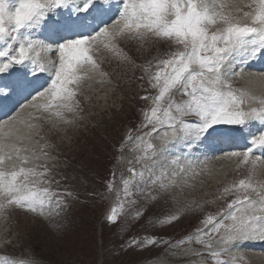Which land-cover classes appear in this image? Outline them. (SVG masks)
Returning a JSON list of instances; mask_svg holds the SVG:
<instances>
[{
    "label": "snow or ice",
    "instance_id": "6c2138e0",
    "mask_svg": "<svg viewBox=\"0 0 264 264\" xmlns=\"http://www.w3.org/2000/svg\"><path fill=\"white\" fill-rule=\"evenodd\" d=\"M124 41L137 44L138 51L159 42L173 50L138 65L121 47ZM257 57H264V0H0V102L19 105L0 119V246L22 243L10 223L15 210L44 218L53 232L61 230L57 218L68 209V198L78 195L60 190L56 177L67 176L54 169L71 162L52 154L56 144L49 137L56 135L71 146L69 130L88 126L78 98L91 100L86 89L103 93L97 97L105 102L102 110L120 111L116 99L108 100L121 83L103 67L115 61L133 71L142 69L138 79L147 77L156 94L140 97L150 106L140 110V123L125 132L116 149L117 163L125 161V150L134 155L127 160L129 174L121 173L120 187L115 168L105 184L116 193L106 214L110 223L121 215L138 222L151 204L167 196L180 204L174 189L179 195L195 193L218 175L208 166L210 158L245 169L240 178L217 188L215 199L185 196L174 211L146 220L153 228H164L189 211L232 197L218 212H205L192 232L179 239L145 233L122 247L163 248L147 264H169V258L186 264H238L244 257L234 249L264 241V92L232 83L247 78L249 85L264 86V72H245ZM118 75L130 83L123 80L127 68ZM224 125L254 128L250 146L191 158L199 146L220 142ZM257 150L261 155H255ZM26 251L20 258L0 256V264H43Z\"/></svg>",
    "mask_w": 264,
    "mask_h": 264
},
{
    "label": "rangeland",
    "instance_id": "374dc122",
    "mask_svg": "<svg viewBox=\"0 0 264 264\" xmlns=\"http://www.w3.org/2000/svg\"><path fill=\"white\" fill-rule=\"evenodd\" d=\"M243 2L248 4L251 0H243ZM248 10L247 7L244 8V11ZM121 47L138 65L153 57H163L165 53L173 50L165 42L146 46L145 49L139 51L138 45L130 41L121 42ZM262 59L264 60V57H257L253 61L260 60L262 63ZM153 64L155 65V61ZM103 67L105 71L113 73L112 78L115 82L121 83L116 95L108 100V103L111 104L112 100L116 99V102L121 105L120 111L117 112L115 108L102 110L105 102L103 99H97V97L102 96L103 93L86 89V94L92 97L91 100L85 102L83 97L78 98L81 100L84 113L88 116V121H90L88 126L81 127L79 130H69V135L72 136L71 146L68 145L67 141L59 140L56 135L49 137L56 144V149L52 151V154H59L61 161L67 159L71 162L67 167L61 166L54 169V172L67 176V179H61V176L57 175L56 178L61 180L60 190L67 188L77 194L78 199L68 198V209L62 217L57 218L62 225L58 233L53 232L49 227L50 222L42 217L34 216L22 210L11 212L10 223H14V230L19 233V239L22 243L20 246H15V241H13L11 245L0 246V256L7 255L10 258H20L27 255L26 250H30L43 264H147L148 258L163 252V248L149 247L146 250H138L134 247H122L130 237L148 233L179 239L200 226V220L205 212H218L232 199L229 196L224 200H215V203L206 204L201 211H189L177 222L164 228H153L146 223L150 216H162L174 211L183 203L185 196L190 198L194 195L197 200L201 198L213 200L217 195V188H222L225 183L245 174L244 168L237 170L233 163L210 158L208 166L218 175L214 179L208 180L205 187L198 189L195 193L190 194L188 190H185L184 195H179V190L174 189L180 204L173 202L171 197L167 196L151 204L145 216L138 222L131 221L128 215H121L115 223H110L106 219V214L116 203V193H109L105 184L111 178L115 168L116 185L119 188L121 173L125 176L129 174L127 160L134 155L125 150V161L117 163L115 157L119 153L116 149L125 132L129 128L135 129L140 123V110L150 106V101L141 100L140 97L146 94L155 95L156 90L149 86L147 77L143 81L138 79L143 74L140 68L133 71L130 66H118L115 61L111 64L105 63ZM125 68H127V76L123 77V80L130 81V83L121 82V76L118 75ZM46 75L44 74L42 79L46 78ZM232 83L234 87L238 88L249 87L257 94L264 92V86L249 85L247 78H236L233 79ZM141 85L143 86L141 87ZM94 88L99 89L100 85H94ZM120 95L123 96V99H117V96ZM180 98L177 96V99ZM40 102L43 103V101ZM92 125L97 126L93 127ZM224 127L228 126H220L221 129ZM254 130V128L251 129V131ZM228 137L224 135L220 142L212 144L215 147L205 148L204 145H201L194 149V152L199 148L205 151L212 149L215 154H206L208 157L220 156L230 146L238 145L237 141L231 140V136L230 139ZM249 146L250 144L247 147ZM247 147L240 148V151H245ZM173 152L183 155L179 148H174ZM195 155L192 154L191 158L195 159ZM198 155L200 159H203L205 154ZM255 155H261V150H257ZM133 166L135 168L141 167L140 164ZM261 172L260 178L264 179V169ZM205 192L207 193L206 196L203 195ZM193 246L199 247L198 245ZM234 252L244 257L238 261V264H264V241L245 242L241 248L234 249ZM221 258L223 259V257ZM190 259L197 258L191 257ZM169 264H186V261H175L169 258ZM210 264H212L211 261Z\"/></svg>",
    "mask_w": 264,
    "mask_h": 264
},
{
    "label": "bare ground",
    "instance_id": "6f19581e",
    "mask_svg": "<svg viewBox=\"0 0 264 264\" xmlns=\"http://www.w3.org/2000/svg\"><path fill=\"white\" fill-rule=\"evenodd\" d=\"M263 60V59H262ZM261 60V61H262ZM245 72H253V73H260V72H264V60L263 62L261 63L260 60L259 61H252L246 68H245ZM44 77V76H42ZM13 101L12 100H7V101H3L0 103V105L5 109V108H8V113H6L7 115H11L13 112H15L16 108L19 107V105H16V106H13ZM11 113V114H10ZM6 118V115L5 113H2V111H0V119H4ZM222 132H223V137L224 135L226 136H231V140H235L237 141V146H230L229 149L227 151H240V148H244V147H247L248 144H249V139L250 137H247L246 136V133L251 130L249 128H236V127H233V126H228V127H224L223 129H221ZM228 137V139H230ZM238 140H241L242 142L245 143V145L242 147V144H240L238 142ZM248 141V142H247ZM211 148L212 147H215V145H211L210 146ZM206 148V147H205ZM225 151V152H227ZM214 152V150H213ZM212 152V149H208V151H205L201 148L197 149L195 152L194 150L192 151V154H196L195 155V158L198 157L199 155L198 154H215ZM224 152V151H223ZM222 152V153H223ZM200 157V156H199Z\"/></svg>",
    "mask_w": 264,
    "mask_h": 264
}]
</instances>
